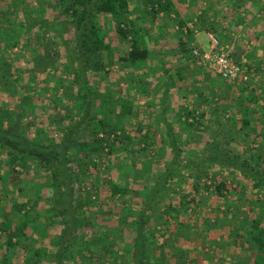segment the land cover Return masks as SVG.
Listing matches in <instances>:
<instances>
[{"label": "rangeland", "instance_id": "obj_1", "mask_svg": "<svg viewBox=\"0 0 264 264\" xmlns=\"http://www.w3.org/2000/svg\"><path fill=\"white\" fill-rule=\"evenodd\" d=\"M71 1L0 0V118L7 116V129L13 133L26 132L34 138L44 127L48 132L42 137L47 142L48 134L61 138L59 129L71 117L79 118L80 111L70 99L77 90L71 74L37 59L39 49L48 53L57 44L60 64H65L66 53L80 62L79 52H65L75 36L73 24H66L72 17L64 12ZM128 2L126 13L91 18L111 49L103 52L104 68L89 74L93 89L108 99L104 107L96 103V113L110 128L92 137L84 126L83 137L95 143L87 151L76 142V152L70 155L79 172V181L71 182L78 237L74 242L71 233L59 236L65 229L62 217L44 210L35 225L41 222L48 235H43V229L29 228L28 252L16 237L10 244L7 232L0 229V264H38V259L40 264H52L58 262L61 247L62 255L70 258L65 264H81V258L86 264H135L134 217L160 180L165 189L156 196L159 218L145 225L150 255L145 263L254 264L261 260L250 238V222L261 211L257 204L264 199V188L251 191L238 182L243 177L213 168L211 162L192 167L186 161L189 156L200 160L201 149L214 137L220 142L232 138L231 147L240 154L247 152L248 158L264 146V0H172L171 13L156 15L142 0ZM120 28L130 32L127 38ZM204 32L217 36L239 63L245 55L243 65L257 81L250 85L226 81L193 59L191 47L201 46L197 37ZM134 38L148 48L149 56L124 62ZM257 56L261 64L253 61ZM247 119L249 125L244 126ZM172 146L184 151L180 165L172 159ZM5 164L0 151V170L16 185L28 188V194L18 196L23 202L34 195V184L45 180L37 175L34 163L29 169L15 165L11 174ZM219 179L227 180L231 193L219 195ZM113 184L125 186L129 193L113 196ZM13 189L6 196L4 188L0 191V222L13 210L9 208L16 195ZM16 214L9 217L19 224L23 212ZM156 231L165 234L160 243L154 241Z\"/></svg>", "mask_w": 264, "mask_h": 264}, {"label": "trees", "instance_id": "obj_2", "mask_svg": "<svg viewBox=\"0 0 264 264\" xmlns=\"http://www.w3.org/2000/svg\"><path fill=\"white\" fill-rule=\"evenodd\" d=\"M128 1L129 0H72L71 5H68L65 2L66 6L64 12H67L72 17V20L70 19L69 21H66V24L71 22L75 27L73 28V30H75H72L75 32L73 40L75 46H73L74 44L66 46L65 52L68 50H74L77 53L79 52L78 54L81 56L80 62H73L71 59L72 55L66 53L65 64H60L56 52H60L61 49L59 50L56 48L57 44L52 46L53 51H48V53L40 49L38 50L37 59L39 63H46V61H49V63L46 64V67L53 65L55 71L64 69V73L71 74L75 86L77 87L74 94L75 97H70V99L73 104H75L77 110L80 111L79 118L74 121L71 117L69 123L59 129L61 131V138L56 139L53 135L48 134L47 142L44 141L42 136L48 132L44 127L38 130V137L34 136V138H30L26 132L20 131L19 133H13L7 129V125H9V120L6 119L7 116H4L5 119L0 118V151L5 157V165L8 167V172L11 174L15 165H20L21 167H24V169H29L30 165L34 163L39 171L37 175L40 176V178L45 179L44 181L39 180L38 183L34 184V195L27 201L23 202L18 196L28 194V188L18 186L19 184L16 185V182L14 183L13 181L14 178H11L0 170V191H2L3 188L5 189V192H2L4 194L3 196L9 194L12 186H14L12 192L16 194L11 200H9V208H12L13 210H10L7 215L2 217L0 229L7 232V240L10 244L13 243L12 239L14 237L18 238V243L22 245L26 252H28L30 246L28 240L32 237L31 235L29 236L28 229H43V226H40L41 222L37 226L35 223L44 210L47 213L52 212L53 214L55 213L54 215L62 217L60 222L64 225L65 229L59 234V236L71 233L73 234L72 239H74V242L78 237V235H75L77 234L75 231L79 216L77 206L74 204L75 190L74 187H72L73 184L71 182H73L74 179L75 181H79V172L75 170L74 164H71L74 162L71 157V152H76L75 150L78 147L77 143L81 144L83 149L87 151L93 145L94 141L86 140L81 133L84 126L87 125L90 128L89 131L92 137L94 135L97 136L100 130L103 129L107 131L110 128L107 121L96 113L97 105L104 107V105L108 103V99L103 92L97 93L93 89L89 81V74L91 71L104 68L105 63L103 62V52H105V49L107 52L111 51V49L107 48L108 43L105 42L102 34L98 35L96 24L91 23V18H96L101 13H109L112 15L119 14L121 11L126 13L129 8ZM142 1L145 2L146 7H152V13L155 15L158 13H171L172 11V0ZM61 2L63 3V1ZM120 31L126 38L128 37V33H130L128 30H122L121 28ZM131 31L135 36L134 31ZM65 42H67V45L69 44L68 40H65ZM17 43L18 40L14 42V44ZM46 55H48L49 58H45ZM148 56V48L143 47L138 39L134 38L130 51L122 57V60L124 62L136 63L146 59ZM244 123V126L249 125V120H245ZM167 129L173 144L171 127L168 126ZM254 131H256V129H254ZM119 138L121 140L124 139V137ZM226 139L227 142H220L218 137H214L213 141L209 142L201 149L200 157L202 158H200V160L193 159L189 156L186 163L192 167H200L201 164L211 162L212 164H215V167L213 168L217 167L225 169L226 172L234 174L237 179L243 177L242 181L240 180L238 182L249 185L251 191H258L261 188H264V146L260 147V149H256L258 151L257 154L253 155V153L250 152L252 161L250 160V157H247V152L245 154H240L237 149L231 147L232 145L229 141L232 138ZM99 140L103 139L100 138ZM114 147L115 145L112 146V150ZM172 149L174 152L172 159L175 163H179L178 165H180L183 159L182 156L184 157V151L181 148H174V146H172ZM167 169L174 170L169 167ZM47 171L49 172L48 175ZM173 174L174 172L168 171V175L175 176ZM112 189L111 193L113 196L118 194L126 196L127 193H129L128 188L120 186L119 184H113ZM164 189L165 187L161 180L155 183L148 194V202L141 207L140 212L138 211L137 216L134 217L136 223V227L134 228L135 236L133 239V252L134 257L136 258L135 264H147L145 263L144 258H147L149 255L147 253L149 244L147 242V230L145 229V225L148 222L155 223V220L157 221L159 218V215L156 212V196H158ZM43 190L50 191V194L48 195L46 193L43 195ZM217 190L220 193L219 195L223 196L224 193H231V186H228L227 180L219 179L217 181ZM224 199H226L225 196ZM251 201L255 202L254 199H251ZM257 205L259 209L261 208V211L258 216L250 222L252 227L250 229V238L255 241V244H257V255L258 257H261L260 262H254V264H264V199ZM44 207L46 209H44ZM18 212H23V219L19 224L14 222L13 217H9L10 213L17 216L16 213ZM47 233L48 229L44 228L43 235L47 236ZM163 235L165 234L156 231L154 241L160 243V237H163ZM54 239L55 237L52 238V241H54ZM60 251L63 253L62 247L60 248ZM81 251L82 250L80 249V252ZM91 251L92 249H90V252ZM61 252L58 251L59 254L57 253V256H60L58 262L52 264H65L66 260L70 259L68 256H63ZM151 258L154 260L153 257ZM156 260H158V256L155 255V261ZM153 262L154 261H152L151 264H153ZM37 263L40 264V259H38ZM78 263L86 264L84 258L79 259ZM157 263L164 264L161 262Z\"/></svg>", "mask_w": 264, "mask_h": 264}, {"label": "built area", "instance_id": "obj_3", "mask_svg": "<svg viewBox=\"0 0 264 264\" xmlns=\"http://www.w3.org/2000/svg\"><path fill=\"white\" fill-rule=\"evenodd\" d=\"M207 35L209 48L193 45L190 51L193 59L214 70L226 81L240 82L245 85L254 84L257 81L252 79L251 72L245 65L236 61L232 54L221 46L217 36L210 32ZM101 136L103 137V134Z\"/></svg>", "mask_w": 264, "mask_h": 264}, {"label": "crops", "instance_id": "obj_4", "mask_svg": "<svg viewBox=\"0 0 264 264\" xmlns=\"http://www.w3.org/2000/svg\"><path fill=\"white\" fill-rule=\"evenodd\" d=\"M197 39L199 40V44L203 47V48H209V43H208V36L207 33H201L200 36L197 37ZM191 56V55H190ZM192 57V56H191ZM245 58V55L241 56V61H243V63H245L247 60L243 59ZM260 56H257L253 59L254 62L261 64L262 59H260ZM242 63V62H241ZM242 63V64H243ZM249 63V62H248ZM197 68H199L200 66H196Z\"/></svg>", "mask_w": 264, "mask_h": 264}]
</instances>
